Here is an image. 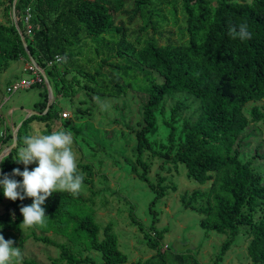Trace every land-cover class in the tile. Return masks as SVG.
<instances>
[{"label": "trees", "instance_id": "obj_1", "mask_svg": "<svg viewBox=\"0 0 264 264\" xmlns=\"http://www.w3.org/2000/svg\"><path fill=\"white\" fill-rule=\"evenodd\" d=\"M135 1L138 10L149 12L147 4L151 0ZM45 3L48 8L43 9ZM109 3L110 0H16L13 7L11 3L5 10L8 20L0 21V75L11 66V61L23 59L31 63L32 58L44 69L53 94L66 97L69 93H63L61 83L71 70L87 79L85 93L92 101L98 97L96 105L99 99L98 105L103 98L127 95L131 82L140 78L145 87L137 91L139 119L134 130L136 163L142 169L140 179L155 192V198H162L168 189L167 184H162L164 177L159 176L156 183L148 179L150 163L142 158L147 150L164 156L175 168L182 165L187 178L201 185L208 183L205 188L180 193L182 204L201 217L199 225L203 230L228 237L213 264H220L241 227L248 233L246 251L252 264H264V172L259 166L264 164V146L251 147L258 137L249 126L251 123L264 126V104H256L264 100V0H172L170 7L176 11L179 4L184 24L179 41L164 40L163 34L162 38L144 39L141 34L134 43L124 41L125 27L121 22L115 23ZM26 7L31 13L32 35L26 34L23 21ZM149 15L147 21L154 27L150 12ZM177 23L176 17L174 24ZM242 23L247 24L250 38H231L230 27L239 31ZM86 39L95 40L93 50L97 55L106 54L98 67L93 73L82 66L64 68V73L60 74L58 65L67 58L74 63L79 56L74 47H80ZM113 51L117 58L110 55ZM57 55L60 61L48 66L47 62ZM104 67L108 74H103ZM132 69H135L134 74H131ZM98 78H106V81L101 84ZM127 78L131 82L126 81ZM37 86L41 91L40 100L34 102L35 113L21 120L16 131V146L2 157L0 178L8 174L12 179L22 180L11 174L16 168L24 170L25 166L14 160L19 147L23 146V138L30 135L29 124L34 120L41 123L42 134L48 135L53 133L51 122L61 117V110H54V102L44 112L48 91L45 83ZM176 94L192 97L196 110L181 117L180 109L190 108L191 103L186 104L187 99L178 101L170 110L169 120H163L167 129L166 143H150L148 136L157 131V113L166 97ZM76 110L92 117L91 106H77ZM132 120L131 117V123ZM73 123L70 118L64 121V125L71 128ZM11 140L10 131L4 138L0 137L2 142ZM76 163L90 195L54 193L43 205L47 215L44 224H50L55 231L63 226L71 227L72 234L81 237L89 250L99 254L100 264H150L149 259L129 262L119 247L112 222L101 226L93 213L81 212L80 204L93 202L95 171L90 163ZM34 167L36 164L28 165V169ZM171 189L175 190V186ZM3 198L0 188V202ZM31 203L30 198L7 199L0 213V235L13 240L19 249L29 238L56 248L58 256L50 259L51 264L92 262L91 258L81 256V250L71 251L66 241L59 242L33 230L24 235L20 208ZM153 203L154 200L151 205ZM131 218L143 231L142 224ZM156 220L154 216L149 226L155 237L151 238L147 232L144 236L148 246L156 249L157 264H165V255L158 250L163 230L155 227ZM22 264L39 263L25 259Z\"/></svg>", "mask_w": 264, "mask_h": 264}, {"label": "rangeland", "instance_id": "obj_2", "mask_svg": "<svg viewBox=\"0 0 264 264\" xmlns=\"http://www.w3.org/2000/svg\"><path fill=\"white\" fill-rule=\"evenodd\" d=\"M16 0H0V21L6 22V7H9ZM101 1V0H100ZM215 1V0H211ZM250 1V0H247ZM118 0H110L109 6L115 23H122L125 27L124 41L135 42L143 34V38L154 36L163 39L170 38L179 41L183 20L179 4L176 11L170 7L172 0H151L147 4V9L151 14V26L147 21L150 17L149 12L142 13L136 7L135 0H121L123 4H118ZM48 8V5L42 4V8ZM8 9V8H7ZM177 17L178 23L174 24ZM147 25V26H146ZM172 32V33H171ZM99 39V38H97ZM95 40L86 39L80 47L75 46L74 51L78 52L77 60L71 63L73 59H65L59 66V73L63 74L64 68L84 67L91 73L95 71L100 63V59L105 57V53L96 54L93 50ZM117 58L116 52L110 55ZM108 55V54H107ZM79 58V59H78ZM11 66L0 75V96L7 97L4 104L0 105V111L3 116L12 110L11 122L13 128H18L21 120L27 114L16 115L18 111L11 108H26L30 112L34 111V102L40 100V91L37 85H32L27 89H22L7 95L3 92L6 85L15 82L20 78H29L31 73L24 71V67L30 64L28 61H11ZM132 69L131 74H134ZM103 74H108L106 67L103 68ZM69 70L65 75L66 80L62 82L63 93H69L66 97L56 94L50 99L54 102V110L65 112L58 120H53L50 124L53 132L68 131L72 133L73 144L72 150L77 161L90 163L95 171L93 191L95 193L93 202L85 205L80 204V210L83 213H93L95 220L104 226L112 222L113 230L118 235L119 247L126 253L129 262L142 261L149 259L152 264L159 261L156 255V249L147 244L144 232L149 233L150 237H155L153 230L149 229L152 219L156 216L154 223L158 230H163V238L159 240L158 250L160 254L165 255V264H213L219 253L221 244L228 238L225 234L214 231H205L200 225V216L193 210L186 208L180 199V193L191 191L193 189L205 188L208 183L201 185L198 182L187 178L185 169L182 165L177 168L166 161L164 156L154 154V151L147 150L142 158L150 163L148 179L156 183L159 176L164 177L162 183L168 185L162 198H155V192L149 185L140 179L141 167L136 163V138L134 130L137 125L135 122L139 119L137 107V91L140 87H145L139 78L136 82H131L127 95L121 97L103 98L100 105L96 102L98 97L95 96L92 101L85 93L84 85L87 79ZM59 75L56 76L58 78ZM99 83L103 84L106 78H98ZM160 79V78H159ZM50 84V82H49ZM51 85V84H50ZM2 87V88H1ZM80 87V88H79ZM181 99H187L186 104L191 103L190 108L180 109L181 117L191 115L197 108V104L192 97L186 98V95L176 94L167 96L161 111L157 113V131L154 135L148 136L150 143H166L167 129L163 120H169L170 110ZM83 101V103L81 102ZM257 105L264 104V100L257 102ZM77 106L86 108L91 106L92 117L79 113ZM137 109V110H136ZM15 111V112H14ZM10 112V111H9ZM118 116L120 117L118 119ZM132 117V123L130 118ZM70 118L74 127L64 125V121ZM118 120V123H117ZM117 123V124H116ZM131 128H130V126ZM180 125V122L178 123ZM30 135H43L44 126L37 121L29 124ZM254 129L257 139L253 140L251 147L256 145L264 146V126L260 124H250ZM2 122H0V131ZM10 130V128H9ZM17 131V130H16ZM13 137V134H12ZM11 141L2 142L3 147L10 146ZM1 144V141H0ZM6 146V147H5ZM260 170L264 172V164H259ZM33 168H29L31 171ZM175 186V190L171 186ZM84 196H89L90 192L87 186L83 184L80 191ZM154 203L151 205V201ZM7 198L0 202V213L5 209L4 205ZM15 208L12 207V209ZM17 208V205H16ZM133 217L138 220L142 226L141 231L138 225L132 222ZM52 223V222H50ZM24 235L33 230L38 235H45L59 242H67L71 251L81 250L82 257H89L92 262H79L76 264H100V256L97 252L87 248L85 241L72 234L71 227H61L57 231L46 225L33 226L24 228ZM249 242L248 233L245 227L240 228L239 234L235 237L229 250L225 252L220 260V264H252L246 251ZM22 261L33 259L39 264H51V258L58 256V250L52 246H46L29 238L22 249ZM21 261V264H22ZM150 263V264H151ZM58 264H65L60 261Z\"/></svg>", "mask_w": 264, "mask_h": 264}, {"label": "clouds", "instance_id": "obj_3", "mask_svg": "<svg viewBox=\"0 0 264 264\" xmlns=\"http://www.w3.org/2000/svg\"><path fill=\"white\" fill-rule=\"evenodd\" d=\"M231 38L245 40L250 38L248 26L242 23L239 31L230 27ZM72 133L68 131L53 132L48 135H28L23 138V146L17 152L16 163L25 167L13 169L12 176L22 177L17 181L3 174L0 188L5 198L23 201L30 198L32 203L20 208L24 228L42 225L47 217L43 205L54 193L67 192L78 195L82 189L84 175L78 170L76 156L72 150ZM4 159L0 157V163ZM36 164L31 171L28 165ZM22 253L14 241L6 240L0 235V264H21Z\"/></svg>", "mask_w": 264, "mask_h": 264}, {"label": "built area", "instance_id": "obj_4", "mask_svg": "<svg viewBox=\"0 0 264 264\" xmlns=\"http://www.w3.org/2000/svg\"><path fill=\"white\" fill-rule=\"evenodd\" d=\"M23 21H24L25 26H26V34L27 35L34 34V27H33L32 23H30V21H31V13L29 12L27 7L25 8L24 13H23ZM20 34H22V33L20 32ZM60 59H61L60 56L57 55V56L54 57V59L48 61L47 64H48V66H51L52 64L59 62ZM24 71L30 72L31 73V77H29V78H20L19 80L6 85L5 88L3 89V92L5 94L10 95V94H12L14 92H17L19 90L27 89V88L31 87L32 85H36V84L38 85V84H41V83H45L44 78H43V76L41 74V72L45 73V71L39 65L35 66L32 63H30V64H28V66H26V68L24 67ZM6 99H7V97L1 96V100H0V105L1 106L4 104ZM9 111L7 112L6 116H3V114H1V111H0V119H1V122H2V130L0 131V137H2V138L5 137V135L7 134L8 131H10L11 134H13V132H14V130L11 131V129L13 128V126H12L13 124L11 122L12 110H9ZM66 114L64 112L61 115L65 116ZM9 128H10V130H9ZM6 149H7V147L4 148L3 144H2V141H1V144H0V155L4 154Z\"/></svg>", "mask_w": 264, "mask_h": 264}, {"label": "water", "instance_id": "obj_5", "mask_svg": "<svg viewBox=\"0 0 264 264\" xmlns=\"http://www.w3.org/2000/svg\"><path fill=\"white\" fill-rule=\"evenodd\" d=\"M30 61H31V63L33 65L37 66L36 62L32 58H30ZM41 74H42V76L44 78L45 85H46V88H47V91H48V95H49L48 105H47V107H46V109L44 111V112H46L48 110L49 104L51 103L50 102V99L53 98V91H52L51 85L49 84V81H48V78H47L46 74L44 72H41ZM32 113H35V112H29L26 116H29ZM18 126H20V124ZM16 130L17 129H15L14 132H13V137H12V143H11V145L10 146H7V149L5 150L4 154H1L0 157H3L7 153H9L16 146V143H17L16 142Z\"/></svg>", "mask_w": 264, "mask_h": 264}, {"label": "crops", "instance_id": "obj_6", "mask_svg": "<svg viewBox=\"0 0 264 264\" xmlns=\"http://www.w3.org/2000/svg\"><path fill=\"white\" fill-rule=\"evenodd\" d=\"M12 83V82H11ZM2 88V87H1ZM1 90V89H0ZM1 94V93H0ZM0 100H1V96H0ZM11 109H13V110H15V111H18L17 112V114L16 115H22L23 113L24 114H28L29 112H30V110L29 109H26V108H11ZM10 110V109H9ZM14 111V112H15Z\"/></svg>", "mask_w": 264, "mask_h": 264}]
</instances>
